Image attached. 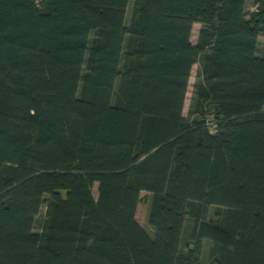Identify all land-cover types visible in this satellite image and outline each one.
<instances>
[{
  "label": "trees",
  "instance_id": "16d2710c",
  "mask_svg": "<svg viewBox=\"0 0 264 264\" xmlns=\"http://www.w3.org/2000/svg\"><path fill=\"white\" fill-rule=\"evenodd\" d=\"M0 264H264V0H0Z\"/></svg>",
  "mask_w": 264,
  "mask_h": 264
},
{
  "label": "rangeland",
  "instance_id": "374dc122",
  "mask_svg": "<svg viewBox=\"0 0 264 264\" xmlns=\"http://www.w3.org/2000/svg\"><path fill=\"white\" fill-rule=\"evenodd\" d=\"M131 7H132V1L130 3V7H129V11H128V18L130 16ZM249 9L251 10L252 7L250 6ZM200 27H201L200 24H195L194 27H193V32H192V41H193V43H196V41H197V36H198V32L200 30ZM199 68H200V66L198 64H196L193 67V70H192V75H191V78H190L187 99H186L185 107H184V116H186V117L189 115L190 103H191V99H192V96H193L194 85H195V82L197 81ZM93 192H94L95 197L97 198V184L94 186ZM44 212H45V209L42 211V214L40 215V220L43 219ZM141 215L143 216V211L141 212ZM188 224H189V222H186V226ZM188 227H189V225H188ZM36 230H39V224H37ZM211 245H212V243L210 241H205L204 248H205L206 252L209 251V248L211 247Z\"/></svg>",
  "mask_w": 264,
  "mask_h": 264
}]
</instances>
